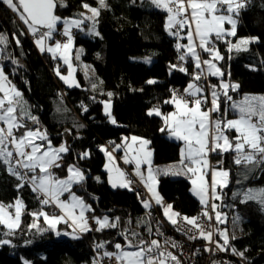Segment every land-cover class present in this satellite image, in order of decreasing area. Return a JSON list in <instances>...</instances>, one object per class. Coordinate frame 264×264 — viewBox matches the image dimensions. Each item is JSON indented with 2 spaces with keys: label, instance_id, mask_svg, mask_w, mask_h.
Wrapping results in <instances>:
<instances>
[{
  "label": "trees",
  "instance_id": "16d2710c",
  "mask_svg": "<svg viewBox=\"0 0 264 264\" xmlns=\"http://www.w3.org/2000/svg\"><path fill=\"white\" fill-rule=\"evenodd\" d=\"M63 2L66 6L60 7L58 4L55 13L62 18L80 19L83 3L99 7L98 0ZM106 2L108 7L101 9L97 18L99 36L90 35L88 21L81 26L83 31L73 28L76 33L73 34L75 49L72 59L77 65L84 63L90 66L93 73L78 70L79 87L72 88L56 75L55 70L59 68L62 71L64 67L60 60L39 52L26 26L15 13L0 3V33L8 37L7 47L0 45V48H4L0 52V65L12 84L22 92L31 114L38 117L39 125L46 129L53 146L66 143L70 149L62 161L63 167L54 169L55 174L65 178L67 166L75 164L84 173L85 180L75 184L72 191L95 209L94 213L86 215L90 218L107 216L110 220L119 217L117 228L84 233L79 240H58L51 232L41 234L35 229L29 231L28 226L33 223L29 213L41 210L40 201L29 185L17 189L20 181L9 175L4 165L0 164V203L9 205L20 199L24 204L20 229L14 236H4L3 233L8 230L0 225V239L12 241L11 245L0 246V264H23L24 260L31 264H92L97 256L95 243L111 242L107 244V250L115 251L114 243H124L122 231H136L146 240L159 239L164 246L163 240L154 234L149 237L142 222L151 221L138 197L125 188L107 186L105 155L100 148L108 142L113 147V141L122 144L123 137H143L151 141L149 149L153 152L154 165L163 167L177 164L182 143L169 139L166 132H161V118L149 116L147 112L153 107H159L164 113L170 112L172 106L163 103L170 97V90L184 91L192 78L191 75L169 69L170 64L181 62L175 47L177 40L169 36L165 29V12L155 8L150 0ZM61 26L57 25L54 39L61 35ZM21 32L24 34L21 35ZM14 35L21 41L19 46L13 39ZM252 37L258 40L247 45V51L229 53L225 43L217 42V47L225 56L219 62L220 66L230 73L229 82L240 85L238 91L230 93L237 101L244 95L264 94V0H248L238 17L237 35L231 41ZM77 53L79 59H76ZM202 55L204 58L207 56ZM12 59L18 63L13 64ZM146 59H150L151 63H146ZM184 66L189 73L193 72L190 59ZM253 67L256 70H252ZM149 79H155L157 83L149 85L146 83ZM212 84H219V80L208 76V85ZM109 92L112 93L111 98L107 95ZM109 100L116 124L110 123L103 112V102ZM82 106L87 107L88 111L84 112ZM227 118H235V113L229 110ZM228 135L235 136V133L230 131ZM83 152H88L89 157L79 159ZM232 155L211 156L213 161L222 159V167L231 174L228 186L222 191V200L216 201L222 205L219 210L226 213L227 222L216 227L226 229L230 245L244 252V258H241L233 255L230 249L224 251L226 264H264V210L255 201L241 204V197L233 199L235 192L264 188V166L238 167L233 163ZM44 209L50 212L51 207ZM236 216L240 220L233 224ZM162 218L170 227L171 224ZM39 223L44 226L42 220ZM233 234L235 239H231ZM216 236L217 241L223 244L219 235ZM206 261L203 252H200L197 264H219V258L213 255L208 263Z\"/></svg>",
  "mask_w": 264,
  "mask_h": 264
},
{
  "label": "snow or ice",
  "instance_id": "6c2138e0",
  "mask_svg": "<svg viewBox=\"0 0 264 264\" xmlns=\"http://www.w3.org/2000/svg\"><path fill=\"white\" fill-rule=\"evenodd\" d=\"M134 2V0H133ZM6 5L19 20L26 26L27 31L35 38V44L41 53L47 52L55 60L57 56L68 65L70 50L73 48L74 36L73 28L81 31V26L85 21L91 20L92 27L88 29L90 34L99 36L96 31L97 18L100 10L107 8L106 0H98L99 7H93L88 3H83L82 7L91 16L80 13V19L62 18L55 14L57 6L65 7L63 0H0ZM155 8L166 13L165 29L169 36L176 38V51L179 53L178 64H170V71L176 70L191 75V81L184 89L183 94L177 90H170L168 99L164 104H170L173 111L164 113L159 107L149 109L147 115L160 117L163 124L161 132H166L170 139L180 141V160L177 164L166 167H158L153 164V152L148 148L151 141L137 136L123 137L122 145L126 149L124 163H134V175L139 178V182L149 194L144 197L137 192L138 198L151 217L153 202L162 209L163 216L177 231H183L189 235V239H196L197 236L214 244L220 251L230 249L233 255L244 258V252H239L230 245V238L226 229L217 228L216 225L227 222L226 213L220 211L221 204L216 201L222 200V191L230 182V171L223 168V160L216 162L213 166L210 157H223L226 153H231L233 163L238 167L249 168L264 166V96L244 95L240 100H234L231 92H236L240 88L238 83L229 82L228 76L220 66L225 59L217 42L225 43L228 52L247 51V45L258 40L257 37L239 38L236 43L229 40V37H236L238 17L242 9H245L248 0H151ZM63 24V31L60 33L66 38L65 41L54 39L57 33V25ZM228 25L229 27H226ZM21 35L24 33L21 32ZM17 46L21 44L19 38L13 36ZM186 40L187 43L179 41ZM48 41H53L49 44ZM0 45L4 48L8 45V37L0 33ZM0 48V52L4 50ZM82 51V50H81ZM202 54H207L204 58ZM76 59H79L77 53ZM193 62L196 71L189 73L184 66L188 60ZM13 64L18 61L12 59ZM146 63H151L146 59ZM251 67V66H250ZM252 70H256L254 67ZM59 76L69 87V76L62 75L59 68L56 70ZM208 76L217 77L219 84L201 85V80H207ZM147 84L153 85L157 81L149 79ZM79 87V84H75ZM93 85V89H95ZM207 89V90H206ZM111 98L112 93H107ZM26 101L23 94L12 84L3 66H0V164H3L9 175L14 176L20 183L17 189L23 188L25 184L37 193L41 210L29 213L33 217L29 231L35 229L43 234L51 232L57 239L68 237L72 240L81 239L84 233L96 231L102 232L105 229L117 228L119 217L112 220L109 217L91 218L87 213H94L95 209L86 201L72 191L75 184H81L85 180L84 173L75 164L68 165L65 178L58 177L54 169L63 167L64 156L70 149L66 143H61L58 147L53 146L46 129L28 127L27 121L39 125L38 117L32 115L30 110L24 107ZM105 115L110 123L117 121L111 113V102H103ZM82 110L87 112V107L82 106ZM235 113V118L228 119V111ZM82 127V125H81ZM71 130H69L70 132ZM234 132L235 136H229V132ZM113 147H101L100 151L105 154L113 167L107 171L115 172V176L109 177V183L113 188H125L135 191L132 187L134 181L127 174L115 166L114 153L120 150L122 145L111 142ZM135 146V147H134ZM129 152L132 153L129 158ZM89 157L88 152L80 154L79 159ZM166 175H184L192 185V194L199 199L202 205V212L199 216H181L173 210L171 204H166L160 196L157 185L158 178ZM239 183V181H237ZM218 188L220 191H218ZM67 194L65 199H61ZM241 197L240 203L245 204L255 201L264 210V188H248L244 192L233 193V199ZM45 207H53L59 210L57 213H49ZM23 201L17 199L15 204L5 206L0 204V225L8 229L4 236L15 235L20 229ZM7 209H14L13 212ZM43 218V225L38 221ZM89 219L93 221L95 227L89 224ZM239 216L233 218V224H237ZM215 221V224L212 222ZM149 237L153 236V228L149 221H143ZM183 223L188 227L185 229L179 225ZM65 225V229H60L59 225ZM219 235L223 244L214 240V235ZM124 243H114L115 251L107 250V244L111 242H97L94 251L97 256L92 264H104V261H111L112 264H181L179 258L167 247L176 248L175 241H164V247L159 239H143L136 231L127 233L121 232ZM155 235L163 237L159 222L155 228ZM235 235L231 239H235ZM9 239H0V246L11 245ZM103 249V251H101ZM211 251V249H205ZM23 264H31L24 260Z\"/></svg>",
  "mask_w": 264,
  "mask_h": 264
},
{
  "label": "built area",
  "instance_id": "2783aa9c",
  "mask_svg": "<svg viewBox=\"0 0 264 264\" xmlns=\"http://www.w3.org/2000/svg\"><path fill=\"white\" fill-rule=\"evenodd\" d=\"M72 33L73 34L76 33V30L73 29ZM59 38H60L59 41H65L66 40V38L62 35H60ZM198 83H200L201 85H204V86L208 85L207 80H201ZM174 90H177V89H174ZM177 91H179V90H177ZM181 94H183V93H181ZM36 127L43 128L40 125H33L30 128H36ZM103 147H107L108 149H110L111 144H109V142L105 143L103 145ZM124 171L127 174V176L134 181L132 187L135 189V191H129L128 189L127 190L131 193L133 192L136 195V197H138L137 192H140L141 194H143L144 197H147L146 191L144 190L143 186H140V184L133 178V175H132V173H130L128 168H125ZM36 198H37V193H36ZM138 200L140 201V198H138ZM150 211H151V217L148 216L149 210L146 211V214H147L148 218H150V221H151L152 226L154 228V236L162 239L163 242L165 240L176 242L178 247L172 248L169 246V247H167V250L171 251L174 255H176L179 258V260L181 261V264H197L200 252H203V254L205 255V258H207V261H206L207 263L210 260V256L213 255L214 257L219 258V264H226V258H227L226 253H224V251H220V250L216 249L214 244H210L208 241H206L202 238H199L198 236L196 239H189V235H192L193 233H195V229H193V233H189L188 235H185L183 231H177L176 226H173V225H171L170 227L167 226V224L164 222L163 218L158 213V209H157V206L155 204H153V207ZM201 212H202V207L195 210L192 217L199 216L201 214ZM50 213H55V210L53 208H51ZM157 222H159L160 230L163 233L165 232L163 237L155 235V228L157 226ZM212 223L215 224V221H213ZM179 226L183 227L185 229L188 227L187 225H184L183 223H181ZM213 239L217 240V236L214 235ZM205 249H211V251H206ZM104 264H112V262L105 260ZM169 264H172V262L169 261Z\"/></svg>",
  "mask_w": 264,
  "mask_h": 264
},
{
  "label": "rangeland",
  "instance_id": "374dc122",
  "mask_svg": "<svg viewBox=\"0 0 264 264\" xmlns=\"http://www.w3.org/2000/svg\"><path fill=\"white\" fill-rule=\"evenodd\" d=\"M82 13H85L86 15H88V16H91V13L90 12H86L85 11V9L83 8V11H82ZM62 26V28H63V24L62 23H60ZM88 24L92 27V21L91 20H88ZM59 25V24H58ZM226 27H229L228 25H226ZM96 31H97V29H96ZM90 35H93V34H90ZM60 37V36H59ZM57 38V39H55V40H60V38ZM229 40H231V39H233V37H229L228 38ZM237 42V40L235 41V42H233V43H236ZM47 43H49V44H51V43H53V41H48ZM187 43V42H186ZM34 45H35V47H36V49L39 51V49H38V47L36 46V44H35V38H34ZM75 49V38H74V42H73V48L70 50V54H69V62L71 63V65H72V69L70 70L69 68H68V65H66L64 62H63V60H61L60 58H59V56H57V59L58 60H60V62L62 63V66H64L62 69V71H60L61 72V74L62 75H65V76H69V72L71 71V76L69 77V83H72L73 84V86H75V84H79V81H77V73H78V70H82V71H84L85 73H88V74H92L93 73V69H91V67L90 66H85V64L83 63V64H79V65H77V64H75V62L73 61V59H72V57H73V50ZM40 52V51H39ZM44 53H47V52H44ZM48 55H50L51 57H52V55L50 54V53H47ZM205 58H207V56L205 57ZM58 64V63H57ZM58 67H60V66H58ZM59 77V76H58ZM211 77H213V76H211ZM61 81H63V80H61ZM64 82V81H63ZM65 83V82H64ZM66 84V83H65ZM66 86H68L69 87V85L68 84H66ZM72 86V87H73ZM71 87V88H72ZM249 96H264V94H258V95H249ZM107 102V101H106ZM111 106H112V104H111ZM171 106V105H170ZM171 111H173V107H172V110ZM170 111V112H171ZM103 112H104V104H103ZM111 113H112V111H111ZM169 113V112H168ZM104 115H105V112H104ZM106 116V115H105ZM108 117V116H107ZM109 119V118H108ZM230 119H232V118H230ZM27 124L28 125H35V124H33L31 121H27ZM41 126V125H40ZM169 137V136H168ZM172 140V139H171ZM174 140V139H173ZM67 140H65V142H66ZM176 141V140H175ZM135 147V146H134ZM182 147V146H181ZM181 147H180V149H181ZM148 148H149V145H148ZM112 149V147L109 149V150H111ZM125 152H126V149L124 148V154H125ZM179 152H180V150H179ZM131 154L132 153H130L129 152V158L131 157ZM105 155V154H104ZM114 156H115V161H114V164H115V166H117V167H119V169L120 170H122V171H124L125 170V168H127L126 166H124V165H121V162L122 163H124L123 161H124V157H121L122 159H120V158H118V156H117V154L116 153H114ZM125 156V155H124ZM153 157V156H152ZM179 158H180V155H179ZM123 160V161H122ZM217 160L218 159H216V161L214 160H212L211 159V157H210V161H211V163L213 164V166H217L216 165V162H217ZM220 160V159H219ZM108 165L109 166V168H112L113 167V163L112 162H109L108 161V159H107V157L105 156V163H104V166L105 165ZM125 164V163H124ZM174 165V164H173ZM156 166V165H155ZM158 167H160V166H158ZM163 167H166V166H163ZM106 169V168H105ZM129 171H130V173H132L131 172V170L133 171V173H132V175H133V178L140 184V186H143V184H141L140 182H139V178H137L135 175H134V167H133V169H128ZM107 171V170H106ZM125 172V171H124ZM108 174H109V176L111 175V176H115V172L113 171V172H109L108 171ZM170 179V180H172V181H174V179H176V180H178L177 181V184L180 182L182 185H183V190L182 191H180L179 190V188H177V191H175L176 193H175V198H174V195H173V191L172 190H170L169 191V189H165L164 191H162V189L164 188V186L163 185H161L160 184V182L161 183H163V182H166L167 181V179ZM158 180H159V183H158V185L156 186L157 187V190H158V192H159V194H160V196L162 195L161 194V192H164V193H166L168 196L167 197H163V196H161L162 198H163V201L166 203V204H171V202H169L166 198H169L170 200L171 199H173L174 198V200L175 199H177V198H183V203H189V204H193V203H195V202H199V199L196 197V196H194L193 194H192V191H191V189H192V185H191V182H190V180L186 177V176H184V175H166V176H160L159 178H158ZM179 185V184H178ZM169 187H170V185H169ZM143 188H144V186H143ZM171 189H173L174 190V185H172V187H171ZM144 190L146 191V196H148L149 194L147 193V190L144 188ZM220 189L218 188V191H219ZM181 195H182V197H181ZM67 197V194H65V196L64 197H61V199H65ZM180 198H179V200H180ZM16 202V201H15ZM15 202L13 203V204H15ZM200 203V202H199ZM1 204V203H0ZM153 204H154V202H153ZM172 205V204H171ZM5 206H7V205H5ZM158 208H159V206H157ZM52 208V207H51ZM157 208V209H158ZM45 210V209H44ZM50 210V209H49ZM58 210V209H57ZM160 210V209H159ZM7 211H9V212H13L14 213V209H7ZM46 211V210H45ZM22 212H23V209H22ZM195 212V210L193 211V213ZM193 213L190 215L191 217H192V215H193ZM58 214H59V210H58ZM22 216V215H21ZM181 216H183L182 214H181ZM41 220H42V222H43V218L41 217ZM40 220V221H41ZM40 221H38V223L40 222ZM3 226V225H2ZM60 229H65V225H63V224H61V225H59L58 226ZM7 229V228H6ZM8 230V229H7ZM236 233V232H235ZM54 235V234H53ZM54 237H55V235H54ZM56 238V237H55ZM57 239V238H56ZM65 239H70V238H68V237H60L58 240H65ZM156 239V238H155Z\"/></svg>",
  "mask_w": 264,
  "mask_h": 264
},
{
  "label": "crops",
  "instance_id": "0c3cea01",
  "mask_svg": "<svg viewBox=\"0 0 264 264\" xmlns=\"http://www.w3.org/2000/svg\"><path fill=\"white\" fill-rule=\"evenodd\" d=\"M151 1V0H150ZM5 7L7 8V6L5 5ZM245 39H248V38H245ZM253 43V42H252ZM1 66V65H0ZM194 71H196L195 70V68H193V72ZM207 81H208V78H207ZM184 91H180V93H183ZM172 106V105H171ZM24 107L26 108V109H28V110H30V108H29V106H28V104L27 103H25L24 104ZM130 138V137H129ZM169 138V137H168ZM170 139V138H169ZM122 143V142H121ZM122 145V144H121ZM117 155H118V158H120V159H122L121 157H124V147H123V145H122V147H121V149L120 150H117L116 152H115ZM218 159V158H217ZM219 160V159H218ZM217 160V161H218ZM123 161V160H122ZM124 162V161H123ZM213 163V162H212ZM121 165H124V166H126L128 169H133V167H134V163H129V164H124V163H122L121 162ZM105 169V168H104ZM105 172H106V176H107V179H106V181H107V186L108 187H111V188H113L112 186H111V184L109 183V174H108V171H106V169H105ZM131 172L133 173V171L131 170ZM177 181L178 180H176V179H174V181H172V180H170L169 178L167 179V181L166 182H163V183H161L160 182V184L161 185H163L164 186V188L162 189V191H164L165 189H169V191L170 190H172L173 191V195H174V198H175V191H177V188H179V190L180 191H182L184 188H183V185L179 182L178 184H177ZM169 185H170V187H169ZM172 185H174V190L173 189H171V187H172ZM117 188H119V189H121L120 187H117ZM117 188H113V189H117ZM161 196H163V197H167L168 195L166 194V193H164V192H161ZM181 197H182V195H181ZM174 198L173 199H169V198H166L169 202H171V204H172V206H173V210L175 211V212H178V213H180V214H182L183 216H188V217H191L190 215L193 213V211L194 210H197L198 208H201L202 207V205L197 201V202H195V203H193V204H189V203H183V198H180V200H179V198H177V199H175L174 200ZM53 208V207H52ZM54 210H55V213H57L58 214V210L57 209H55V208H53ZM159 212H160V216H162V217H164L163 216V212H162V209L159 207ZM50 213V212H49ZM164 219H165V217H164ZM167 221V220H166ZM89 224L92 226V227H94V223H93V221L92 220H90L89 221Z\"/></svg>",
  "mask_w": 264,
  "mask_h": 264
}]
</instances>
